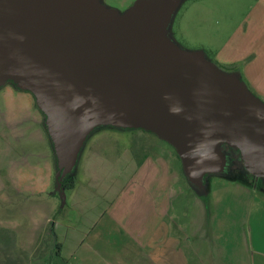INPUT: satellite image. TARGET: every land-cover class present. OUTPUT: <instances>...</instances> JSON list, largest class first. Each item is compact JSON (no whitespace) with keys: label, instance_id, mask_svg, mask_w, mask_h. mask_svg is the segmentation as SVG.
<instances>
[{"label":"rangeland","instance_id":"rangeland-1","mask_svg":"<svg viewBox=\"0 0 264 264\" xmlns=\"http://www.w3.org/2000/svg\"><path fill=\"white\" fill-rule=\"evenodd\" d=\"M137 1L100 0V4L123 14ZM167 34L181 50L202 52L222 71L242 76L246 65L264 50V0H181ZM42 114L29 92L12 82L0 87V264H115L119 237L133 230L148 231L147 203L153 196L157 202L158 190L164 188L160 177L153 179L154 174L147 172L150 163L171 172L172 178L165 180L172 232L188 225L195 234L187 236L191 249L204 257L210 248L215 256H223L221 264H239L241 256L249 264H264V178L254 180L240 160L237 175L204 177L200 194L213 189L218 196L204 198L197 219L190 197L198 190L186 182L181 162L167 142L139 129L100 126L79 153L69 174L78 180L77 189L65 193L61 207L54 182L55 153ZM248 186L252 189L245 191L253 200L249 206L236 191ZM80 201L86 209L74 208ZM56 226L61 239L70 233L66 228L92 234L70 258L67 241L59 255ZM197 234H201L198 240Z\"/></svg>","mask_w":264,"mask_h":264},{"label":"water","instance_id":"water-1","mask_svg":"<svg viewBox=\"0 0 264 264\" xmlns=\"http://www.w3.org/2000/svg\"><path fill=\"white\" fill-rule=\"evenodd\" d=\"M180 1L139 0L118 14L100 0H0V87L29 92L44 114L61 207L62 182L100 126L167 142L197 190L225 173L223 144L264 178V102L240 73L168 38Z\"/></svg>","mask_w":264,"mask_h":264},{"label":"crops","instance_id":"crops-1","mask_svg":"<svg viewBox=\"0 0 264 264\" xmlns=\"http://www.w3.org/2000/svg\"><path fill=\"white\" fill-rule=\"evenodd\" d=\"M227 56L228 55H225V57ZM254 59L255 60L253 62L246 65L244 72H242V76L245 79L244 83L245 81L248 83H245L246 86L250 85V88L253 91L252 93L264 100V50L259 52V54L256 55ZM146 164L147 163L144 164V168H146ZM158 165L153 163L147 164V167L150 166L147 172L154 174L153 179L160 177L162 184L164 182V188L162 190H158L159 200L156 202L155 196H153L147 203V213L150 224L148 231L146 233H136V231L133 230L130 233L121 234L119 237L121 244L118 247L119 250L121 249L119 252L120 254H115L116 256L113 257V259L116 261L115 264H221L220 259L223 256H215L214 252L211 251L210 248H208L207 252L205 253L206 256L204 257L201 256V252L199 253L197 251L196 253L190 248L188 242L192 243V239L191 241H188L187 236L190 235L191 238H193V235L195 234L192 232V235L191 232L188 231V225L185 224V226H177L176 232H172L173 227L172 220L170 218L171 201L169 202V197L166 195V185L168 183L166 180L167 178H172L171 172L168 168L164 167V169H161L158 167ZM152 170L155 171L153 172ZM185 180L187 182L186 178ZM248 188L252 189L248 186L245 189H236V191L238 192L237 196L242 198L240 201H243L244 199L249 206L252 205L253 200H251L250 197L252 194L245 191L248 190ZM76 189L77 188L72 190V193H74ZM200 192L201 191L198 190L196 194L194 192V195L190 197L193 201H195L194 205H196L197 209V219L201 217V215H199L201 214L199 207H205L204 198L208 196L211 198L213 194H218V192H213V189H210L207 191V193H205V190H202V194H200ZM184 194L185 199L187 200L186 192ZM187 196L189 197V195ZM73 206L78 210H81L80 208L82 207L86 209L85 203H82L81 201L74 202ZM174 225L175 224L173 223V226ZM87 226H92L91 222L87 221ZM64 230H68L70 233L61 239L58 234L57 226L55 229L56 240L60 244V249L58 248V252L59 255L61 252H64V243L67 241L69 242L68 257L71 258L75 254L74 252L81 247V242L85 236H90L92 231L89 233L78 234L73 230L69 231L68 228ZM198 230H200V228ZM200 235H196L197 240L199 239ZM97 238H101L102 240V237L100 236ZM106 241L109 240L107 239ZM87 250H89V248H87ZM86 258H88V255ZM248 262V258L244 260V256H241L239 264H249Z\"/></svg>","mask_w":264,"mask_h":264},{"label":"trees","instance_id":"trees-1","mask_svg":"<svg viewBox=\"0 0 264 264\" xmlns=\"http://www.w3.org/2000/svg\"><path fill=\"white\" fill-rule=\"evenodd\" d=\"M241 79L243 80V78H242V76H241ZM43 115V117H44V121H45V116H44V114H42ZM143 131V130H142ZM49 138V137H48ZM50 144H51V142H50ZM51 146H52V144H51ZM171 146V145H170ZM171 148L173 149V151H174V153H175V156H176V158H177V160L179 161V162H181L180 161V159H179V157H178V155H177V153H176V151H175V149L171 146ZM232 150V149H231ZM234 150V149H233ZM239 152L237 151V150H234V153L232 154V155H230L228 158H227V166H226V170H225V173L224 174H226V173H231V169H232V165H233V155H235L236 156V158H238L239 157V154H238ZM231 156H233L232 158H231ZM234 159V161L235 160H240L239 158L238 159ZM54 162H55V168H57L56 167V158H55V156H54ZM240 162H241V160H240ZM140 163V162H139ZM181 172H182V174H183V168H182V165H181ZM206 178V177H205ZM55 182V181H54ZM56 184V183H55ZM76 184H77V179L76 178H74V177H72L71 175H68L67 177H66V179L65 180H63V182H62V188L64 189V191H65V193L67 192V191H72V190H74V188L76 187Z\"/></svg>","mask_w":264,"mask_h":264},{"label":"flooded vegetation","instance_id":"flooded-vegetation-1","mask_svg":"<svg viewBox=\"0 0 264 264\" xmlns=\"http://www.w3.org/2000/svg\"><path fill=\"white\" fill-rule=\"evenodd\" d=\"M217 66V65H216ZM255 95V94H254ZM256 96V95H255ZM258 98H260V97H258ZM263 102H264V100L262 99V98H260ZM222 151L226 154V156H230V155H232L233 153H234V150L232 149L231 150V148H229L226 144H223V146H222ZM239 154V153H238ZM234 156V157H233ZM233 156H231V158L233 157V165H232V169H231V172H232V174H234V175H237L238 173H239V171L237 172V169L239 168L238 166L239 165H237L236 164V162H237V160H235L234 161V159L236 158V156L235 155H233ZM227 157V158H228ZM239 159H240V155H239V157H238ZM238 158H236V159H238ZM241 160V159H240ZM240 165H242L243 166V164H242V162H240ZM244 167V166H243ZM241 168V167H240ZM230 173V172H229ZM248 173V172H247ZM249 174V173H248ZM250 176H252V177H254L253 175H251V174H249ZM254 180H262L261 178H255L254 177Z\"/></svg>","mask_w":264,"mask_h":264}]
</instances>
